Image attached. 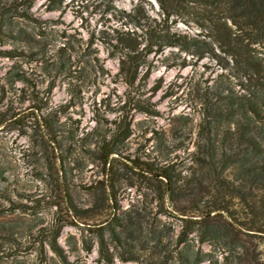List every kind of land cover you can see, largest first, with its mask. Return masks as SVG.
Segmentation results:
<instances>
[{
    "label": "rangeland",
    "instance_id": "374dc122",
    "mask_svg": "<svg viewBox=\"0 0 264 264\" xmlns=\"http://www.w3.org/2000/svg\"><path fill=\"white\" fill-rule=\"evenodd\" d=\"M107 1L114 7L115 15L104 12ZM65 2L66 8L60 12L47 10L45 0H32L30 11L42 21L43 40L49 43L45 56L41 53L31 56L25 50L24 55L0 57V85L8 90L0 102V110L11 109L17 119L12 128H0V264H63L48 243L57 228L59 233L55 239L67 259L66 264H107L100 257L98 231L92 226L93 222L74 220L70 212H64L58 205L59 181L65 179L79 207L91 204L90 190L103 173L100 161L85 148L95 150L99 135L113 128L124 105L127 116L132 119L131 135L118 144L119 155L124 159L173 162L177 168L188 169L202 115L199 93L205 91L207 84L219 80L222 72L209 57L198 60L177 47L163 46L147 56L142 72L149 68V74L139 90L130 92L117 77L118 58L110 54L102 37L106 33L115 35V29L135 30L138 35H143L142 28L127 23L124 13L141 3L150 22L156 20L151 22L155 25L162 19L156 0ZM171 31L195 35L199 29L192 22H176L171 25ZM63 32L66 38L62 36ZM92 32L95 33L93 37L90 36ZM64 39L70 42L67 52L72 58L70 69L61 71L46 60H52L50 55H55ZM15 46L19 43L14 45L8 40L1 47ZM13 65L25 71L30 84L15 82L10 86L6 82L7 72ZM72 92L76 93L73 104L69 103ZM129 99L131 103L128 104ZM134 102L147 104L155 113L137 110ZM34 103H46L51 108L68 105L59 115L63 127L74 129L78 126V136L85 137L84 143H73L64 138L63 175L55 172L50 149L43 144L42 133L29 109ZM96 128L97 133L90 135ZM158 137L164 143H160ZM73 144L76 148L71 151L69 145L73 149ZM138 172L136 168H116L115 187L120 209L149 205L152 209L149 221L169 232L170 237L156 248L154 242L147 246L139 242L120 244L105 230L106 247L113 254L110 264H187L177 254L184 244L176 246L175 241L181 221L163 215L158 216L159 221L153 218L156 208L149 203L152 193L145 188ZM67 214L74 222L67 220ZM103 218L94 217L92 221L97 223ZM235 237L233 242L228 239V244L199 243L195 233H191L187 244L194 251L209 254L210 261L199 264H237L229 255L224 258L228 253L226 249L233 243H238L239 251L248 253L242 264H264V237L244 231ZM84 245H90L91 249L86 251ZM132 255L138 256L139 260L120 259V256Z\"/></svg>",
    "mask_w": 264,
    "mask_h": 264
},
{
    "label": "trees",
    "instance_id": "16d2710c",
    "mask_svg": "<svg viewBox=\"0 0 264 264\" xmlns=\"http://www.w3.org/2000/svg\"><path fill=\"white\" fill-rule=\"evenodd\" d=\"M45 1L49 11L63 12L67 5L66 0ZM156 2L162 19L155 25L151 22L156 20L150 22L141 3L124 13L127 23L142 28L143 35H138L135 30L115 29V35L106 33L102 37L110 54L118 58L117 77L127 89L130 92L140 89L149 74V68L142 72L147 56L163 46L177 47L198 60L209 57L222 72L219 80L207 84L205 91L199 93L202 115L188 169L177 168L175 163L163 160L155 162L121 157L117 146L131 135L132 124L124 105L122 115L114 122L113 128L99 135L95 150L85 148L100 161L103 173L90 190L91 204L79 207L65 179L59 181L58 205L64 212H70L74 220L89 219L93 222L92 226L98 231V251L107 264L113 261V254L106 247L105 230L120 244L139 242L147 246L154 242L156 248L170 237L169 232L149 221V212L152 211L149 205L140 208L133 205L124 211L120 209L115 187L116 168L119 166L139 171L145 188L151 190L149 203L156 208L153 216L156 221H159V215L181 221L175 241L176 246L184 244L177 254L187 264L210 261L208 253L194 251L187 244L191 233H195L199 243L213 244L233 242L241 231L264 237V0ZM31 5L32 0H0V57L24 55L25 50L31 56L39 53L45 56L48 52L49 43L43 40L45 33L41 31L42 21L32 15ZM113 10L114 7L107 1L104 12L115 15ZM176 22H192L199 31L195 35L171 31V25ZM36 28L39 30L35 31ZM94 35L92 32L90 36ZM62 36L67 37L64 32ZM8 40L14 45L18 42L19 46L2 48ZM69 44L64 39L55 55H50L52 60L46 62L56 65L61 71L70 69L72 54L67 52ZM6 82L12 86L15 82L28 85L31 81L22 68L13 65L7 72ZM7 91L0 85V102ZM74 94L70 93L69 103L75 102ZM22 98L26 97L23 95ZM128 101V104L131 103V99ZM133 104L141 112L155 113L147 104ZM66 107L68 105L51 108L46 103H34L29 107L42 133L43 144L50 149L53 168L62 175L65 173L64 138L73 143H84L85 140V137L78 136V126L74 129L63 127L59 115ZM15 116L9 108L0 110V128H12L16 124ZM97 131L98 128L94 129L90 135ZM158 140L164 143L161 137ZM75 148L76 144H73V149L69 145L71 151ZM100 216L104 218L97 223L92 221V218ZM67 218L69 222H74L71 215L67 214ZM171 232L174 234V230L171 229ZM58 233L59 228L48 243L61 262L66 264L67 259L55 239ZM233 244L226 249L228 253L224 258L229 255L234 262L242 264L248 253L239 251L238 243ZM84 248L89 251L91 246L84 245ZM120 259L138 261L139 257L120 256Z\"/></svg>",
    "mask_w": 264,
    "mask_h": 264
}]
</instances>
